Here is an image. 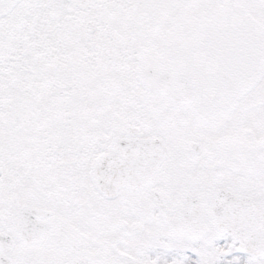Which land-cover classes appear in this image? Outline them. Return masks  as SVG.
Instances as JSON below:
<instances>
[{"label":"snow or ice","instance_id":"6c2138e0","mask_svg":"<svg viewBox=\"0 0 264 264\" xmlns=\"http://www.w3.org/2000/svg\"><path fill=\"white\" fill-rule=\"evenodd\" d=\"M0 264H264V0H0Z\"/></svg>","mask_w":264,"mask_h":264}]
</instances>
